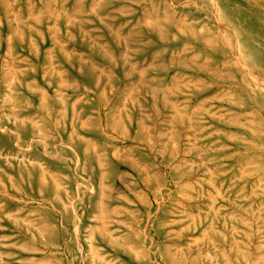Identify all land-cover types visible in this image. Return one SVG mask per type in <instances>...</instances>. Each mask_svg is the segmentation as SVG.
<instances>
[{
  "label": "rangeland",
  "instance_id": "obj_1",
  "mask_svg": "<svg viewBox=\"0 0 264 264\" xmlns=\"http://www.w3.org/2000/svg\"><path fill=\"white\" fill-rule=\"evenodd\" d=\"M0 264H264V0H0Z\"/></svg>",
  "mask_w": 264,
  "mask_h": 264
}]
</instances>
